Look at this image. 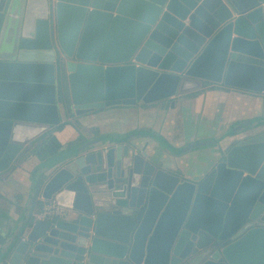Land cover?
Instances as JSON below:
<instances>
[{
	"label": "water",
	"instance_id": "water-1",
	"mask_svg": "<svg viewBox=\"0 0 264 264\" xmlns=\"http://www.w3.org/2000/svg\"><path fill=\"white\" fill-rule=\"evenodd\" d=\"M209 85L264 93V0H0V174L71 112L173 108ZM137 137L175 156L231 142L189 180ZM32 183L0 264H264V115L176 149L150 130L87 139ZM44 202L72 213L39 218Z\"/></svg>",
	"mask_w": 264,
	"mask_h": 264
},
{
	"label": "crops",
	"instance_id": "crops-1",
	"mask_svg": "<svg viewBox=\"0 0 264 264\" xmlns=\"http://www.w3.org/2000/svg\"><path fill=\"white\" fill-rule=\"evenodd\" d=\"M262 115L264 93L209 85L195 95L178 97L173 108L160 103L113 106L70 119L60 130L35 140L30 145L31 152L0 174V240L9 233L28 200L34 170L47 158L66 151L74 144L104 135L150 130L160 134L176 149L191 141L218 138L235 122ZM230 142L231 138H225L215 146L175 156L151 138L137 137L133 140L140 150L189 180H199L211 170ZM46 203H42V207L40 204L36 210L39 218ZM202 205L201 215H218L215 205Z\"/></svg>",
	"mask_w": 264,
	"mask_h": 264
},
{
	"label": "built area",
	"instance_id": "built-area-1",
	"mask_svg": "<svg viewBox=\"0 0 264 264\" xmlns=\"http://www.w3.org/2000/svg\"><path fill=\"white\" fill-rule=\"evenodd\" d=\"M72 213V209L60 206L56 204L55 202H47L46 205L42 208V211L40 213L41 218L46 217H57L66 219L68 218Z\"/></svg>",
	"mask_w": 264,
	"mask_h": 264
},
{
	"label": "trees",
	"instance_id": "trees-1",
	"mask_svg": "<svg viewBox=\"0 0 264 264\" xmlns=\"http://www.w3.org/2000/svg\"><path fill=\"white\" fill-rule=\"evenodd\" d=\"M64 96L66 97V99H68V93H67V89L65 88L66 87V85L64 84ZM200 91V90H199ZM199 91H196V92H193V93H191V94H189V95H195V94H197ZM67 122H69V121H65V122H63V123H61V124H59L58 126H56V127H54L50 132H52V131H57V130H60L65 124H67ZM50 132H48V133H50ZM45 135V134H44ZM32 151V146H30L29 148H27L26 150H25V152H23V154L21 155V157L20 158H23L27 153H29V152H31Z\"/></svg>",
	"mask_w": 264,
	"mask_h": 264
},
{
	"label": "rangeland",
	"instance_id": "rangeland-1",
	"mask_svg": "<svg viewBox=\"0 0 264 264\" xmlns=\"http://www.w3.org/2000/svg\"><path fill=\"white\" fill-rule=\"evenodd\" d=\"M70 119H76V116H74L73 112H71V114L69 115L68 120H70Z\"/></svg>",
	"mask_w": 264,
	"mask_h": 264
}]
</instances>
